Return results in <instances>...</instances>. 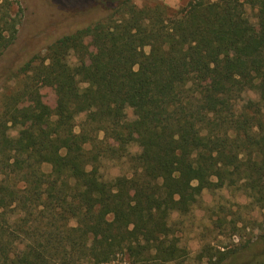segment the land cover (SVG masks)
Returning a JSON list of instances; mask_svg holds the SVG:
<instances>
[{
    "label": "trees",
    "instance_id": "trees-1",
    "mask_svg": "<svg viewBox=\"0 0 264 264\" xmlns=\"http://www.w3.org/2000/svg\"><path fill=\"white\" fill-rule=\"evenodd\" d=\"M236 255L264 264V0H0V264Z\"/></svg>",
    "mask_w": 264,
    "mask_h": 264
},
{
    "label": "rangeland",
    "instance_id": "rangeland-1",
    "mask_svg": "<svg viewBox=\"0 0 264 264\" xmlns=\"http://www.w3.org/2000/svg\"><path fill=\"white\" fill-rule=\"evenodd\" d=\"M134 2L140 6L144 5V4H155V3H162L165 4L170 11L172 12H182L185 11L187 8V5L189 3V0H134ZM84 57L86 58V60H90L93 55H94V50L91 48V46H85L84 47ZM42 94H43V99H45L46 101H48L51 105H56L58 102V91L57 88L55 86H45L42 89ZM100 91H95V90H88L86 91L80 98L79 100H81L84 103H92L96 106H100L101 105V98H100ZM171 95V92L166 90L163 93V97L162 99H166ZM21 111L24 112H28L31 113L33 110L36 109V103L34 101H32L29 97H24L20 106H19ZM96 135L98 137H103L104 133L103 131L99 130L96 132ZM145 138H147V135H144L143 133H134L133 135V140L135 141V143H139L142 140H144ZM214 170L215 167L214 165L209 162L206 161L203 164L202 167V174L204 175V177L206 178H213L214 177ZM113 173L116 175L118 173V171L115 169L113 171ZM180 173H182V176L185 178L187 177V168H183ZM134 194L136 196H141L142 192H144L142 190L141 187H137L135 189H133ZM206 198H208V196H206ZM104 237V231H101L98 236L96 237V242H101L103 241ZM191 246L193 249H197L199 247V244L197 241H193L191 243ZM127 256L125 257L124 261L121 262V264H131L127 261ZM244 258L242 257V255H236L233 256L228 262L227 264H244Z\"/></svg>",
    "mask_w": 264,
    "mask_h": 264
}]
</instances>
